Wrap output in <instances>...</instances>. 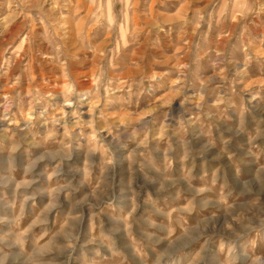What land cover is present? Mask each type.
<instances>
[{"label": "rangeland", "instance_id": "374dc122", "mask_svg": "<svg viewBox=\"0 0 264 264\" xmlns=\"http://www.w3.org/2000/svg\"><path fill=\"white\" fill-rule=\"evenodd\" d=\"M0 264H264V0H0Z\"/></svg>", "mask_w": 264, "mask_h": 264}]
</instances>
